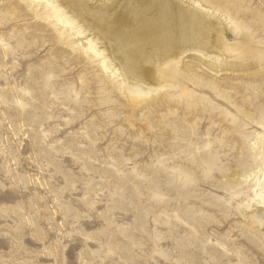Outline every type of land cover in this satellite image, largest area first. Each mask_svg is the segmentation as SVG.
Segmentation results:
<instances>
[{"label":"rangeland","instance_id":"1","mask_svg":"<svg viewBox=\"0 0 264 264\" xmlns=\"http://www.w3.org/2000/svg\"><path fill=\"white\" fill-rule=\"evenodd\" d=\"M199 1L243 50L132 99L83 36L0 0V264H264V0Z\"/></svg>","mask_w":264,"mask_h":264},{"label":"bare ground","instance_id":"2","mask_svg":"<svg viewBox=\"0 0 264 264\" xmlns=\"http://www.w3.org/2000/svg\"><path fill=\"white\" fill-rule=\"evenodd\" d=\"M25 1L58 36L74 43L73 37L83 36L101 69L110 71L132 99L155 93L163 78L182 71L179 65L189 52L213 58L219 50H243L235 21L199 0ZM89 23L100 24V31ZM259 199L264 205L261 194ZM254 217L264 227V209Z\"/></svg>","mask_w":264,"mask_h":264}]
</instances>
